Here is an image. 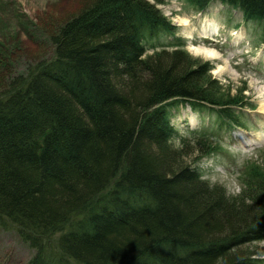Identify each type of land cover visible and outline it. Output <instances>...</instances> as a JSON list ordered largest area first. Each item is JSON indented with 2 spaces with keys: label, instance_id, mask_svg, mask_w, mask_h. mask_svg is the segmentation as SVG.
Returning a JSON list of instances; mask_svg holds the SVG:
<instances>
[{
  "label": "trees",
  "instance_id": "trees-1",
  "mask_svg": "<svg viewBox=\"0 0 264 264\" xmlns=\"http://www.w3.org/2000/svg\"><path fill=\"white\" fill-rule=\"evenodd\" d=\"M153 1L86 0L52 37L54 73L0 66V224L36 252L27 264H262L264 167L238 196L211 186L189 163L219 144L177 148L168 103L210 106L221 128L254 107L180 41L146 54L177 31ZM222 1L264 22V0Z\"/></svg>",
  "mask_w": 264,
  "mask_h": 264
},
{
  "label": "rangeland",
  "instance_id": "rangeland-1",
  "mask_svg": "<svg viewBox=\"0 0 264 264\" xmlns=\"http://www.w3.org/2000/svg\"><path fill=\"white\" fill-rule=\"evenodd\" d=\"M186 1L170 0L166 5L167 9L159 8L169 21H178L180 16L176 13L179 12L181 18L190 19L192 7ZM85 2L86 0H0V66L8 67V74H15L25 72L30 64L35 66L39 65V61L51 60L55 55L52 37L62 25L82 10ZM149 2L152 3L150 0ZM219 4L218 0H214L209 9L211 13L200 17L197 21L199 25H196L198 30H192L194 25L191 19L190 26H177L178 37L185 40V45L180 48L193 60L209 64L211 78L217 81L216 85L222 94L230 99L241 97L254 107L244 108L246 115L242 119L249 126V131L241 128L219 129L217 117L208 110L210 106L193 111L190 105L174 103L169 110L171 124L177 132L173 141L177 148L188 145L187 151L191 152L196 149L194 141L204 133L216 136L222 150L220 154L206 157L198 164H189L196 166L202 173V179L211 186L223 188L229 196H238L246 188V180L252 167H264V28L255 24L243 25L241 14L230 8L218 14L212 13L211 9L215 10L214 7H219ZM166 10H173L175 15H170ZM220 20L224 24L226 21L228 26L242 24V30L246 28V39H233L236 46L240 45L239 49L224 44L227 38L220 41L213 37L208 39L202 34V30H210L213 21L217 25ZM166 49L172 50L171 47ZM161 50L165 48L150 47L146 54L149 56ZM209 50L221 55L222 59L209 58ZM224 67V71L228 70L227 73L221 71ZM192 159L195 160V156ZM258 252L264 253V242L259 243ZM35 254L14 228H6L0 224V264H27Z\"/></svg>",
  "mask_w": 264,
  "mask_h": 264
},
{
  "label": "bare ground",
  "instance_id": "bare-ground-1",
  "mask_svg": "<svg viewBox=\"0 0 264 264\" xmlns=\"http://www.w3.org/2000/svg\"><path fill=\"white\" fill-rule=\"evenodd\" d=\"M150 1H152V3H154V1L153 0H150ZM202 1H204V0H202ZM213 1L214 0H210V2H209V4L208 5H213ZM219 1V3L221 4H219L220 6L219 7H214L215 8V10H213V9H211V11H212V13H216V14H218L219 12H225V11H227L228 10V8H231L232 6L231 5H229L228 3H226V2H223L222 0H218ZM188 4L187 5H189V6H191V7H193L189 2V0H187L186 1ZM167 3L168 2H166V3H164V4H159V5H157V9L161 12V10H160V8L162 9V10H165V9H167L168 8V6H166L167 5ZM160 7V8H159ZM183 8V7H182ZM211 8V7H210ZM210 8H208L207 10H205V11H203V12H199V13H196L192 8H191V11H190V14H191V16H190V19L192 20V22H193V25H194V27L192 28V30H198V27L196 26V25H199V22L197 23V21H199V19H200V17H204V16H206L207 14H210L211 12L209 11V9ZM166 11H168V12H170V15H173L174 13V11L172 12V11H170V10H166ZM217 11V12H216ZM161 14H162V12H161ZM175 15V14H174ZM176 15L179 17L180 16V19L178 20V21H169V19L165 16V15H161L162 17H164L166 20V22L168 23V26L170 27V28H173V29H176V30H179V28L177 27V26H179V25H181V26H184V27H188V26H190L191 25V20L190 19H183V18H181V15H180V12L179 13H176ZM194 20H195V22H194ZM176 24V25H175ZM178 24V25H177ZM210 29H211V32L212 33H216L217 32V25L214 23V21L212 22V25L210 26ZM201 30V29H200ZM208 52H211L210 53V56H208L209 58H211V59H213V60H215V59H222V57H221V55L219 56V54H217L215 51H213V50H209ZM1 63V62H0ZM38 63H44L45 64V67H47V68H50L51 69V73H54V72H56V69H55V67H53V66H56V65H52V62L50 61V60H43V61H39ZM30 65H32V64H30ZM55 69V70H54ZM225 70V67H224V69H222L221 68V71H224ZM225 73H227L228 72V70H226V71H224Z\"/></svg>",
  "mask_w": 264,
  "mask_h": 264
}]
</instances>
